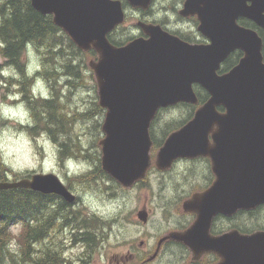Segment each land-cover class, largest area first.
<instances>
[{"label": "water", "instance_id": "obj_1", "mask_svg": "<svg viewBox=\"0 0 264 264\" xmlns=\"http://www.w3.org/2000/svg\"><path fill=\"white\" fill-rule=\"evenodd\" d=\"M126 1L144 10L152 2ZM31 2L40 13L52 15L80 50L97 52L98 61L90 62V67L99 104L107 110L102 166L124 187L143 179L152 165L149 129L158 111L179 103L197 105L194 85L208 92L210 98L191 121L167 138L157 155L160 170L169 169L179 158L209 157L216 177L207 191L185 203L186 209L200 214L188 235L175 233L172 238L185 240L196 255L219 250L220 245L228 253L224 264H264V233L236 232L219 238L208 233L216 214L264 204L263 39L254 29L238 24L246 18L264 29V0H186L180 15L197 16L198 30L208 44H190L159 25L140 22L148 39L136 38L125 46L109 40L125 21L120 0ZM237 50L243 52L240 62L219 74L223 62ZM10 189L55 194L68 203L76 200L54 174L0 183V190ZM148 216L145 208L137 213L143 223Z\"/></svg>", "mask_w": 264, "mask_h": 264}, {"label": "rangeland", "instance_id": "obj_2", "mask_svg": "<svg viewBox=\"0 0 264 264\" xmlns=\"http://www.w3.org/2000/svg\"><path fill=\"white\" fill-rule=\"evenodd\" d=\"M179 1L182 0H154L150 16L159 24L162 22L165 23L170 31L177 32V27H181L178 24V16L175 12V7L178 6ZM125 11L127 17L126 23L124 27H119L116 31V36L120 37L121 40L135 37L138 35L139 31L137 27L138 20L135 17L138 15V13H136L137 11L131 7H126ZM184 36L192 40H197L199 43H204L203 37L197 30L191 29V31ZM31 48L37 54L41 70L36 72L32 78H24L20 75L21 78L18 81H24V85L18 82L16 83L17 80L15 79L0 76V102L16 103L17 101H8L7 97L17 92L21 94V99L23 98L22 93L29 96L28 99L35 102V104L25 102L27 107L31 110V114L34 109H38L39 112L44 114L43 117L41 114L39 115L40 120L38 116H36L37 118L34 120L32 115L34 125H38V133L43 131L42 129L46 122H50L48 121L47 109L45 107L42 108L39 102L47 99L55 100L53 105L58 107H55L58 110V118L56 117V120L63 119L60 114H65L67 116L69 111L64 109L72 106L74 109V111L71 112L74 120V126L71 125L72 135L77 139L76 144L79 145L80 148L82 147L83 151L85 149L88 151L87 153H85L86 150L84 151V153L87 154L85 155V159L84 154L79 150L80 157L76 159L81 161L84 160L87 168L82 169L78 175H65L63 174L64 169L62 167L51 168L46 173L41 168H37L20 174L0 166V181L5 180V178L7 180V177L13 180H20L28 174L34 175L38 173L54 174L58 176L66 187L69 184L73 187L72 191L69 186L67 188L73 194L76 193L75 195L81 200L79 205L70 206L71 212L86 217L95 215V231L99 238L95 251L90 254V251L83 249L81 245L77 246L71 241V234L66 232V218H64V225L61 227H59V224L53 223L45 232V237L48 240L47 247H52L53 250L59 252L57 255H54L55 260L53 264H59L56 259L59 254L64 258L65 264H84L82 261L84 259L82 258H85L86 251L89 252L90 255L88 264H115L116 260L120 259L127 261L128 264H185L186 257L181 247L168 244L164 249H161L159 243L166 234L171 231H177L181 227L179 215L176 214L174 208L170 206V202L178 198L175 197V189L179 188L180 184H186L180 186L184 188H188L191 185L200 187L207 186L212 176L211 163L208 165L205 161L195 163L184 162L178 165L177 168L173 169L169 174L158 173L154 169L155 166H153V169L150 170L144 182L140 184V186L135 185L130 189L121 187L113 180L110 181L103 171L102 166L101 169L104 173H101L99 169V160L101 159L100 162L102 163L103 155L100 142L104 140L103 138L105 137L102 126L105 120L106 110L100 111L98 108V85L94 70L90 67V62L98 61V54L96 53V57H88L82 60V58H79L77 54L72 52L73 48L66 45L65 56L61 54L60 57H55L53 62L46 65V62L49 60V54H46L44 51H38L33 47ZM56 56L59 55L56 54ZM24 58H26L25 66H27L29 63L28 50ZM2 62L3 58L0 55V68H4V66H1ZM68 63L72 65L79 64L81 70L79 78L69 72H65V66ZM61 71H64V73ZM48 74H53V76L47 78V76H49ZM37 77H41L47 82V99L41 98L31 90L32 84ZM69 81L70 83H68ZM194 113L195 112H189V120L194 117ZM186 117H188V112L184 109L178 112H164L157 122L156 132L168 125H174ZM4 123L5 122L0 121V126ZM52 124L54 125V123ZM52 124L51 127H54L55 125L53 126ZM17 127L19 126L17 125ZM63 128H65V126ZM67 130H69V128H67ZM28 132L35 136L34 133ZM93 147L96 148L94 149ZM75 149H77L76 146L73 148L74 154L77 152ZM59 155L60 161L62 162L65 157L63 158L61 154ZM155 156L153 158H155ZM93 169L95 170L91 173L90 170ZM85 196L90 198L87 205L84 200ZM181 201L182 200H180V202ZM144 208L149 213V219L146 224L137 217V213ZM80 217L81 216L76 218L77 224L80 222ZM18 233L19 227L14 228L13 236L15 238ZM157 245L159 248H156ZM18 247V241L16 242L14 240L9 244V248L14 252L18 250ZM44 249H46V245L43 243L40 250L42 251ZM17 259L20 264H25L21 258ZM2 264H12V262L10 260L9 262H5L4 260Z\"/></svg>", "mask_w": 264, "mask_h": 264}, {"label": "trees", "instance_id": "obj_3", "mask_svg": "<svg viewBox=\"0 0 264 264\" xmlns=\"http://www.w3.org/2000/svg\"><path fill=\"white\" fill-rule=\"evenodd\" d=\"M242 21L246 20L243 19ZM243 26L256 30L262 37L264 45L263 29L258 28L257 25L253 22H243ZM130 38L132 39V37ZM130 38L121 40L120 37H117L116 35H111L110 41L116 46H122L125 45L130 40ZM27 45H31V47H33L34 49L38 51H44L46 54H49V60L46 62V65L53 62V59L55 57H60L61 54L65 56L64 54L66 45L70 48H73L72 52H74V54H77V56L79 58H82V60L88 57H96V53L93 50L87 52L80 50L71 40V38H69L64 33V31L54 23L53 16L44 15L37 11L32 6L31 0H0V55L3 58L1 66L7 67L8 65H13L15 66L19 74H22L21 76H23L24 78L28 77L25 75L26 58H24V55L28 50L26 47ZM56 54H58L59 56H56ZM242 56L243 53L241 51H236L235 53L230 55L222 66L220 73H225L231 70L235 65L239 63ZM80 71L81 70L79 64L72 65L68 63L65 66V72H69L77 78H79L81 75ZM61 72L64 73V71ZM48 75L49 76L47 77L49 78L53 76V74ZM17 82L21 85L25 84L24 81L17 80L16 83ZM22 94V100L24 102L35 103L34 101L28 99L29 96L24 93ZM196 94L199 98V105L194 106L181 103L173 108L162 109L158 113L150 129L151 137L154 143V154L158 151L161 146H163L167 137L172 132L177 129H180L193 118L192 117L189 120V112H196L198 107L204 104L209 98V95L201 88H196ZM48 100L41 101L40 103L42 105V108L45 107L47 109L46 112L48 115V121H50L51 124L54 122L55 126L51 127L50 122H46L42 130L47 133L49 132V136L53 135L54 137L52 136L51 139H54V142L58 141L57 143H59L60 145V150H62V152L60 151V154L63 156V158H66L68 156L78 158L80 157L79 150H81L82 154H84V157L86 159L85 155L87 154L83 153V148L81 149L79 145L76 144L77 139L74 138L71 132V125L74 126V120L72 118V115L70 117V114L71 111H74V109H71L70 106L64 109L63 106V109L69 111V113L67 114V116L65 114H60L63 119L56 120L58 112L57 110H55V106H53L55 100L52 99L54 102L52 100ZM45 102L47 104L49 103V105H47ZM98 108L100 109V111H102L99 105ZM183 109L188 112V117L184 118L183 120H180L174 125H168L162 128L160 131L156 132L157 122L159 121L162 113H166L169 111L178 112ZM40 114L42 115V117L44 116V114L39 112L37 109H34V111L32 112L34 120L35 118H37L36 116H38V119H40ZM61 125H63V127L65 126V128H63ZM61 127L62 129H60ZM67 128H69V130H67ZM37 129L38 125L36 124L32 128L27 129V131H30L32 134L34 133L35 136H38L39 133L37 132ZM52 131L55 133L53 134ZM74 146L78 147H76L78 149V153L76 152V154L72 153ZM87 152L88 151L86 150V153ZM107 178L110 181L112 180L110 177ZM143 182L144 181H142L140 184H142ZM137 186H140L139 183ZM42 197V195L26 189L8 191L0 190L1 264L4 260L5 262H9L10 260L12 264H20L17 258H21L25 262V264H53L55 260L54 255H57L59 252L57 250H53L49 246L41 251L40 247L42 244V240L45 238V232L47 228H50L52 224L57 223V221H59V227H61L62 225H64V218H66V225H70L71 223V227L75 229L73 234H71V241H73L74 243H83L84 249L90 251V254L95 251L96 244L99 240L98 235L95 231V215L86 217L77 213H72L69 210L70 206L65 203H62L59 207L60 214L58 211H56L54 215H51L49 217L48 221L41 222L40 214L42 213L43 208L48 205V203H53V201L51 200L52 197ZM79 216H81V219L78 225L76 223V218H79ZM16 227H19V233L15 238L13 236V229ZM80 227H82L83 229ZM14 240L16 242H19V247L16 252L9 248V244H11V242H13ZM87 251L85 258H82L84 259L82 260L84 264H88V259H90L89 252ZM56 259L59 264H65L63 260L64 258H62L60 254L56 257Z\"/></svg>", "mask_w": 264, "mask_h": 264}, {"label": "flooded vegetation", "instance_id": "obj_4", "mask_svg": "<svg viewBox=\"0 0 264 264\" xmlns=\"http://www.w3.org/2000/svg\"><path fill=\"white\" fill-rule=\"evenodd\" d=\"M123 1L125 2V0ZM185 2L186 0L179 1L178 6L175 7V12L178 16L177 21H178V24L181 26V27H177L178 29L177 32L170 31L167 28V25L163 22L160 24L164 30L172 34L178 35L179 37L182 35H187V33L191 31V29L197 30L198 32L199 21L196 16L183 17L179 14L180 9L183 7ZM136 11H137L136 13H138V15L135 16L137 20L143 21L146 23L157 24L154 21V18L150 16L152 13V7H150L146 11L141 10V9H136ZM242 20L243 19H241L238 22L240 26H243V22H251L248 19H245L246 21H242ZM138 36L144 37L141 31H138ZM185 41L190 42L189 40H185ZM203 42L205 41L203 40ZM71 109H73L72 106H71ZM70 117H71V114H70ZM200 161H205L208 163V165L209 163H211V160L207 157H199L195 159H178L173 163L169 171L161 172V173L169 174L171 173L173 169H176L178 165L184 162L185 163H195V162H200ZM99 163H100V160H99ZM99 166H100L99 168L100 172L104 173L101 169V164ZM94 170L95 169L90 170V172L92 173ZM211 175L212 176L210 177L207 186L200 187V186L191 185L188 188L179 186V188L175 189V197H178V198L175 201L170 202V206L173 207L175 213L179 215L181 227L177 231H171L170 233L166 234L163 238H167V239L160 246H161V249H164L168 244H173V245H177L181 247L186 257L185 264H224L225 263L224 255L228 254L225 251V249H223L219 245V250L204 251L196 255V252L193 249V247L189 243H187L185 240H183L182 242H177L175 241V239L172 238V235L177 232L181 233L184 236L188 235L190 229L198 221L200 214L195 210L186 209L185 203L190 201L196 194L203 193L209 188V186L213 183L214 178H215L213 171ZM68 186L70 187V189L73 188L70 184ZM198 189H202V190H198ZM43 197L45 198L47 196L43 195ZM51 197H52L51 200L53 201V203L52 204L48 203V205H46L43 208L42 213L40 214L41 222L48 221L51 215H54L56 211L59 212L60 204L64 202L63 199L59 197H55V196H51ZM76 197L79 198L77 195ZM78 200L81 203V200L79 198L77 199V203L75 205H79ZM180 200L182 201L180 202ZM58 201H61L62 203ZM64 203L67 204L66 202ZM70 206L72 207V205ZM187 206H190V205L187 204ZM57 223L59 224V221H57ZM202 230H204V226L202 227ZM237 231L239 232L240 235H252L258 232L264 233V205L263 204L259 205L257 208L250 209V210L241 209L235 212H231L229 214L218 213L211 219L208 233L210 234L211 237L219 238V237H222L223 235L230 234V233L236 234ZM76 245L77 246L81 245L84 249L83 243L79 242V243H76ZM229 247H230V253H231V248H233V245L230 244ZM115 264H128V262L123 259H120V260H116Z\"/></svg>", "mask_w": 264, "mask_h": 264}, {"label": "clouds", "instance_id": "obj_5", "mask_svg": "<svg viewBox=\"0 0 264 264\" xmlns=\"http://www.w3.org/2000/svg\"><path fill=\"white\" fill-rule=\"evenodd\" d=\"M26 47L29 63L25 75L32 78L41 70V65L31 45ZM0 76L15 80L21 78L13 65L0 68ZM31 90L41 98H48V85L41 77L35 78ZM7 100L17 102H0V121L5 122L0 126V166L20 174L37 168H41L46 173L51 168L62 167L63 174L78 175L82 169L87 168L84 161L72 156L64 158L61 162L60 145L54 142L47 132L42 131L38 136H33L27 131L34 126V121L31 110L21 99L20 93L10 94ZM89 199L88 196L84 197L86 205Z\"/></svg>", "mask_w": 264, "mask_h": 264}, {"label": "bare ground", "instance_id": "obj_6", "mask_svg": "<svg viewBox=\"0 0 264 264\" xmlns=\"http://www.w3.org/2000/svg\"><path fill=\"white\" fill-rule=\"evenodd\" d=\"M21 75H22V74H21ZM63 75H64V74H63ZM66 75H67V74H66ZM71 76H72V75H71ZM47 78H48V77H47ZM64 78H65V77H64ZM66 78H67V77H66ZM75 79H76V78H75ZM51 81H52V80H51ZM68 83H70V82H68ZM51 97H52V96H51ZM26 100H27V99H26ZM47 100H48V99H47ZM49 100H50V99H49ZM49 100H48V101H49ZM51 100H52V99H51ZM37 101H38V100H37ZM45 101H46V100H45ZM52 101H53V100H52ZM53 102H54V101H53ZM30 103H32V102H30ZM39 103H40V102H39ZM45 103H46V102H45ZM34 104H35V103H34ZM46 104H47V103H46ZM32 105H33V104H32ZM47 105H49V103H48ZM53 106H54V105H53ZM50 107H51V105H50ZM55 107H57V106H55ZM52 108H53V107H52ZM57 108H58V107H57ZM53 109H54V108H53ZM37 110H38V109H37ZM55 110H57V109H55ZM57 111H58V110H57ZM59 111H60V108H59ZM55 113H56V112H55ZM55 113H54V114H55ZM60 113H61V112H60ZM55 115H56V114H55ZM55 115H53V116H55ZM93 115H94V114H93ZM93 115H92V116H93ZM57 116H58V115H57ZM57 116H56V117H57ZM34 117H35V116H34ZM57 118H58V117H57ZM54 119H55V118H54ZM61 119H62V118H61ZM39 120H40V119H39ZM57 120H58V119H57ZM93 120H94V119H93ZM38 122H39V121H38ZM53 123H54V122H53ZM69 123H70V122H69ZM38 124H39V123H38ZM40 124H41V122H40ZM50 124H51V122H50ZM62 124H63V123H62ZM48 125H49V124H48ZM52 125H53V124H52ZM53 126H54V125H53ZM61 126L63 127V125H61ZM62 127H61L60 129H62ZM55 128H56V127H55ZM53 129H54V128H53ZM61 131H62V130H61ZM52 132H53V131H52ZM48 133H49V132H48ZM54 133H55V132H53V134H54ZM59 133H60V132H59ZM51 134H52V133H51ZM55 135H56V134H55ZM52 136H53V135H52ZM52 136H50V137H52ZM53 137H54V136H53ZM53 140H54V139H53ZM55 140H56V138H55ZM70 141H71V140H70ZM57 142H58V141H57ZM91 143H92V142H91ZM60 144H61V143H60ZM86 144H87V143H86ZM61 145H62V144H61ZM94 145H95V144H94ZM100 146H101V145H100ZM61 147H62V146H61ZM76 147H77V146H76ZM77 148H78V147H77ZM89 148H91V147H89ZM93 148H94V147H93ZM93 148H92V149H93ZM95 148H96V147H95ZM95 148H94V149H95ZM81 149H82V147H81ZM101 149H102V147H101ZM67 150H68V149H67ZM75 150H78V149H75ZM85 150H87V149H85ZM85 150H84V151H85ZM82 151H83V150H82ZM101 151H102V150H101ZM61 152H62V150H61ZM72 153H73V152H72ZM77 153H78V151H77ZM83 153H84V152H83ZM85 153H86V152H85ZM102 154H103V153H102ZM102 154H101V155H102ZM78 158H79V157H78ZM75 159H76V158H75ZM100 160H101V159H100ZM83 161H84V160H83ZM100 164H101V162H100ZM41 173H42V172H41ZM87 173H88V172H87ZM87 173H86V174H87ZM30 174H31V173H30ZM33 174H34V173H33ZM84 174H85V173H84ZM99 174H101V173H99ZM89 175H90V174H89ZM59 176H60V175H59ZM93 176H94V175H93ZM93 176H92V177H93ZM98 176H99V175H98ZM83 177H84V176H83ZM86 177H89V176H86ZM90 177H91V176H90ZM99 177H100V176H99ZM99 177H98V178H99ZM66 178H67V176H66ZM95 178H96V177H95ZM5 179H6V178H5ZM67 179H68V178H67ZM93 179H94V178H93ZM16 180H17V179H16ZM95 180H96V179H95ZM61 181H62V180H61ZM89 181H90V179H89ZM107 181H108V180H107ZM104 182H105V181H104ZM109 182H110V181H109ZM66 183H67V182H66ZM87 183H88V182H87ZM107 183H108V182H107ZM110 183H111V182H110ZM67 187H68V186H67ZM113 188H114V187H113ZM71 191H72V189H71ZM75 194H76V193H75ZM48 196H50V195H48ZM42 198H43V197H42ZM50 198H51V196H50ZM77 199H79V198H77ZM60 200H61V199H60ZM78 201H79V200H78ZM58 202H61V201H58ZM61 203H62V202H61ZM63 203H64V202H63ZM79 203H80V201H79ZM55 204H56V203H55ZM73 207H74V206H73ZM52 223H53V222H52ZM79 223H80V222H79ZM56 224H57V223H56ZM75 224H76V223H75ZM78 225H79V224H78ZM77 227H79V226H77ZM77 227H76V228H77ZM80 228H82V227H80ZM82 229H83V228H82ZM86 230H87V229H86ZM88 233H89V232H88ZM72 234H73V233H72ZM76 234H78V233H76ZM69 238H71V237H69ZM78 240H79V239H78ZM41 256H42V255H41Z\"/></svg>", "mask_w": 264, "mask_h": 264}]
</instances>
